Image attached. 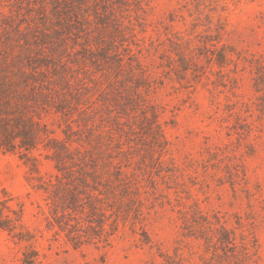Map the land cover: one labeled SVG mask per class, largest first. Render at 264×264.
<instances>
[{
	"label": "rangeland",
	"instance_id": "374dc122",
	"mask_svg": "<svg viewBox=\"0 0 264 264\" xmlns=\"http://www.w3.org/2000/svg\"><path fill=\"white\" fill-rule=\"evenodd\" d=\"M0 72V264H264V0H0Z\"/></svg>",
	"mask_w": 264,
	"mask_h": 264
},
{
	"label": "trees",
	"instance_id": "16d2710c",
	"mask_svg": "<svg viewBox=\"0 0 264 264\" xmlns=\"http://www.w3.org/2000/svg\"><path fill=\"white\" fill-rule=\"evenodd\" d=\"M24 76L21 75L22 78ZM21 85H24V80L22 82L14 80L10 74L0 72V150L4 152L23 150L26 153L22 156L26 157L28 153L38 150L47 131L45 126L34 121L31 117L23 119L24 115H21L20 104L17 102V97H22ZM49 144H52L54 149L59 146L57 140L49 139L43 148L48 149ZM61 149H65V147L61 145ZM58 157L59 153L55 152L54 158ZM32 160L37 162L36 158Z\"/></svg>",
	"mask_w": 264,
	"mask_h": 264
}]
</instances>
